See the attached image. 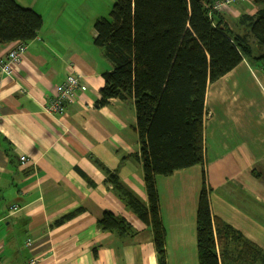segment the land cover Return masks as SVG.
<instances>
[{
	"label": "crops",
	"instance_id": "crops-1",
	"mask_svg": "<svg viewBox=\"0 0 264 264\" xmlns=\"http://www.w3.org/2000/svg\"><path fill=\"white\" fill-rule=\"evenodd\" d=\"M16 1L38 12L43 26L12 74L0 72L4 264H159L151 225L110 181L118 177L148 205L134 101L111 99L96 107L103 74L112 69L94 44L102 0ZM242 4L221 17L229 27L237 22L233 34L246 37L253 52L208 85L204 165L157 180L168 264H200L197 211L204 176L213 216L264 251V50L241 23L264 6ZM13 44L0 46V60ZM71 74L88 90L64 116L49 113L55 89ZM106 213L124 218L130 232L103 231L99 222Z\"/></svg>",
	"mask_w": 264,
	"mask_h": 264
},
{
	"label": "trees",
	"instance_id": "trees-1",
	"mask_svg": "<svg viewBox=\"0 0 264 264\" xmlns=\"http://www.w3.org/2000/svg\"><path fill=\"white\" fill-rule=\"evenodd\" d=\"M213 1L117 0L109 18L94 22V44L112 65L103 74L105 86L96 107L107 106L111 99L134 101L148 205L118 177L110 181L126 205L151 225L159 264L168 263L158 177L204 165L208 85L253 52L246 37L233 34L223 13L210 16ZM252 1L264 6V0ZM241 23L264 50V8L254 17L244 16ZM42 26V16L34 9L16 0H0V46L28 43ZM259 58L264 62V53ZM99 226L121 235L131 230L124 218L110 213ZM197 247L200 264H264L263 250L213 216L205 176L197 211Z\"/></svg>",
	"mask_w": 264,
	"mask_h": 264
},
{
	"label": "built area",
	"instance_id": "built-area-1",
	"mask_svg": "<svg viewBox=\"0 0 264 264\" xmlns=\"http://www.w3.org/2000/svg\"><path fill=\"white\" fill-rule=\"evenodd\" d=\"M242 2L252 3V0H214L211 6H208L210 7V16L212 17L214 13L228 12L233 6ZM27 47L28 44L26 42H15L8 56L0 60V72L11 75L14 67L21 64L27 52ZM87 90L88 85L80 76L68 75L63 84L55 89L54 96L48 105L47 111L56 116H64L67 113V106L73 104L78 99V96ZM24 160L26 158L22 157V161ZM0 264H4L1 248ZM31 264H37V261H32Z\"/></svg>",
	"mask_w": 264,
	"mask_h": 264
},
{
	"label": "rangeland",
	"instance_id": "rangeland-1",
	"mask_svg": "<svg viewBox=\"0 0 264 264\" xmlns=\"http://www.w3.org/2000/svg\"><path fill=\"white\" fill-rule=\"evenodd\" d=\"M117 2V0H102L101 1V4L104 6L103 7V10H101V16L100 18H109L110 17V12H111V9L113 7V5ZM253 2V1H252ZM242 3H246V4H242V7H245L247 6L248 8H251L253 7L254 8V2L253 4L250 3V2H242ZM254 5V6H253ZM234 8H237L236 6H233ZM97 19V18H96ZM232 21L234 22H230V25L234 27L235 23V20L232 19ZM230 26V27H231ZM258 54V50L256 48H254V55H257ZM208 188V187H207Z\"/></svg>",
	"mask_w": 264,
	"mask_h": 264
}]
</instances>
